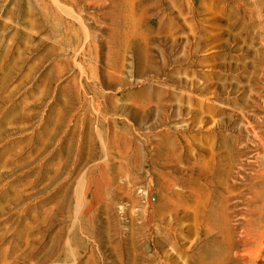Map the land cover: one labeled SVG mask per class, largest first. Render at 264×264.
Segmentation results:
<instances>
[{"label": "rangeland", "instance_id": "obj_1", "mask_svg": "<svg viewBox=\"0 0 264 264\" xmlns=\"http://www.w3.org/2000/svg\"><path fill=\"white\" fill-rule=\"evenodd\" d=\"M264 264V0H0V264Z\"/></svg>", "mask_w": 264, "mask_h": 264}, {"label": "bare ground", "instance_id": "obj_2", "mask_svg": "<svg viewBox=\"0 0 264 264\" xmlns=\"http://www.w3.org/2000/svg\"><path fill=\"white\" fill-rule=\"evenodd\" d=\"M232 250H233V245L231 244V242L225 240L223 243H221L219 246L215 247L209 252L210 256H206L205 258L203 257L201 259V264H212L217 260L220 253L226 252L230 254Z\"/></svg>", "mask_w": 264, "mask_h": 264}]
</instances>
